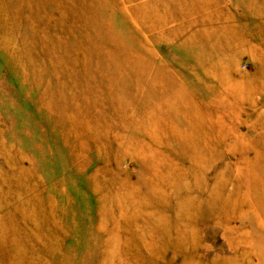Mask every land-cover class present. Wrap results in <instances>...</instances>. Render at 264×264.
Masks as SVG:
<instances>
[{
    "label": "rangeland",
    "instance_id": "374dc122",
    "mask_svg": "<svg viewBox=\"0 0 264 264\" xmlns=\"http://www.w3.org/2000/svg\"><path fill=\"white\" fill-rule=\"evenodd\" d=\"M0 264H264V0H0Z\"/></svg>",
    "mask_w": 264,
    "mask_h": 264
},
{
    "label": "bare ground",
    "instance_id": "6f19581e",
    "mask_svg": "<svg viewBox=\"0 0 264 264\" xmlns=\"http://www.w3.org/2000/svg\"><path fill=\"white\" fill-rule=\"evenodd\" d=\"M235 243H238V242L234 241V244H235ZM239 244H240V241H239Z\"/></svg>",
    "mask_w": 264,
    "mask_h": 264
}]
</instances>
